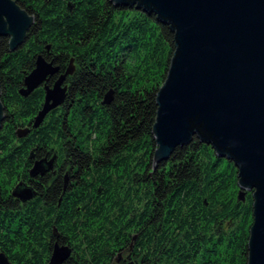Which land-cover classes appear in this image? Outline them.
<instances>
[{"label": "trees", "instance_id": "16d2710c", "mask_svg": "<svg viewBox=\"0 0 264 264\" xmlns=\"http://www.w3.org/2000/svg\"><path fill=\"white\" fill-rule=\"evenodd\" d=\"M14 1L36 17L14 50L0 37L9 112L0 129V253L8 263L49 264L57 246L70 250L61 264H245L253 197L238 199L234 162L193 136L156 171L155 98L175 49L169 25L109 0ZM38 55L61 73L71 61L79 69L69 74L68 112L48 111L34 127L44 91L20 90ZM53 158L69 169L66 186L62 174L43 177L37 202L15 207L5 184L28 182V168Z\"/></svg>", "mask_w": 264, "mask_h": 264}, {"label": "water", "instance_id": "95a60500", "mask_svg": "<svg viewBox=\"0 0 264 264\" xmlns=\"http://www.w3.org/2000/svg\"><path fill=\"white\" fill-rule=\"evenodd\" d=\"M109 1L154 13L174 33L175 49L155 98L156 171L158 162L193 136L210 144L217 156L232 160L238 199L244 200L248 191L253 197L245 264H264V0ZM35 17L14 0H0V37H9L10 51L24 43ZM72 71L71 61L51 87L44 86L34 127L63 101L62 84ZM58 72V66L38 55L20 93L27 96ZM112 94L108 91L102 103L109 104ZM8 113L0 83V129ZM27 132L19 129L17 135ZM43 163L36 161L30 175L42 172ZM15 195L23 202L33 197L25 187ZM69 253L67 247L55 246L49 264H61ZM0 264H9L2 253Z\"/></svg>", "mask_w": 264, "mask_h": 264}, {"label": "flooded vegetation", "instance_id": "af4514ba", "mask_svg": "<svg viewBox=\"0 0 264 264\" xmlns=\"http://www.w3.org/2000/svg\"><path fill=\"white\" fill-rule=\"evenodd\" d=\"M78 69L79 68L76 65L75 68H74V70H73V72H76ZM64 71H62V73ZM57 74L59 75V74H61V72L56 73L55 76H53L52 81L55 78H57ZM70 75H72V74H70ZM70 75H67L65 77L64 82L62 84V86L65 87V99H64V102L62 104H60L59 106H56V107L52 108L49 112H54L55 110H57L59 108H62V107L65 108V109H67V112H68V110L72 106V103L73 102H72V99H71V95L70 94H71V89L74 86V82H70L69 81ZM50 80L51 79H48L46 82H44L43 84H40L38 87H36V88H42L43 91H44V95H45L44 86L45 85L48 86V87H51L52 86V82ZM30 93H32V91ZM98 97H99V94H98ZM99 99H100V97H99ZM96 111H97V108H96ZM86 113L87 112H85V114ZM27 129H28V132H29V128H27ZM92 139L95 140V137H92ZM32 158H34V156H32ZM42 160L44 161V163L42 164V166H43L42 172H40V173H38L36 175L31 176L30 175V170H29L30 168H28V173H27V176L29 178V181L28 182L25 181V178L24 177L23 178L16 177L14 180H12L11 186H8L7 184H5L6 185L5 186L6 189L10 190V197H11L12 201L15 200L17 202L16 206H15V204H13V206L19 208V207H21V203H28V202H30L32 204H35L37 202V199L39 198L40 194H39L38 190L35 188L34 185H36V182L38 180L42 179L43 177H45V180L46 181H49V180H52L53 181V180H57L58 179L59 174H62V176H63V184H64V186H66L67 181H68V170H69L68 167L65 168V167L62 166V164L57 163L58 159H56V158L55 159L53 158L54 161H52V163L49 164V165L47 164L48 161H46V159H42ZM39 161H41V160H39ZM24 187L30 189L32 191V194H33V197L30 198L29 200L25 201V202L21 201L15 195V193H19L20 190L22 188H24ZM82 223H83V220H82ZM55 231H56V229L54 230V232ZM53 237H54V240H55V242H54L55 245H57V244L60 245L61 243L58 240L59 239V234L55 233V234H53ZM74 247H76V245H74Z\"/></svg>", "mask_w": 264, "mask_h": 264}, {"label": "rangeland", "instance_id": "374dc122", "mask_svg": "<svg viewBox=\"0 0 264 264\" xmlns=\"http://www.w3.org/2000/svg\"><path fill=\"white\" fill-rule=\"evenodd\" d=\"M149 14H152V13H149ZM153 14H154V13H153ZM160 22H161V21H160ZM161 23H163V22H161ZM163 24L168 25V24H166V23H163ZM72 63H73V62H72ZM72 65H73V64H72ZM53 76H55V75H51L50 77H48V79H53ZM57 77H58V74H57ZM54 80H55V79H54ZM54 80H53V81H54ZM53 81H52V85H53V83H54ZM161 85H162V84H161ZM161 85H160V86H161ZM37 87H38V86H37ZM70 95H71V94H70ZM64 99H65V94H64L63 101H62L61 103H59L58 105H56V106H59L60 104H62V103L64 102ZM11 117L13 118V115H12V114H11ZM75 245H76V247H78L77 244H75Z\"/></svg>", "mask_w": 264, "mask_h": 264}]
</instances>
